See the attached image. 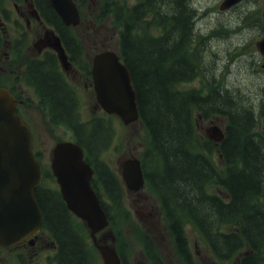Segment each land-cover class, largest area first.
<instances>
[{
	"label": "trees",
	"instance_id": "trees-1",
	"mask_svg": "<svg viewBox=\"0 0 264 264\" xmlns=\"http://www.w3.org/2000/svg\"><path fill=\"white\" fill-rule=\"evenodd\" d=\"M102 10L101 16L112 15L121 25L119 52L131 71L140 118L149 134L145 169L185 262L195 264L184 229L189 223L218 260L240 255L239 264H264V142L255 127L256 116L233 105H228L233 111L219 108L213 77L206 94L180 88L207 73L201 43L194 44L197 10L192 0H138L132 5L111 0ZM57 18L64 41L78 55L83 50L79 38ZM149 25L158 33L149 32ZM36 75L51 121L75 131L87 148V159L96 165L94 184L102 182L111 198L121 200L115 174L98 156L113 127L105 128L102 118L82 121L76 93L60 73L58 79L51 73ZM196 112L205 117L225 112L230 117L219 145L223 168L211 155L213 141L199 139ZM36 195L45 226L60 241V264H90L86 254L91 249L67 220L59 191L38 185Z\"/></svg>",
	"mask_w": 264,
	"mask_h": 264
},
{
	"label": "rangeland",
	"instance_id": "rangeland-1",
	"mask_svg": "<svg viewBox=\"0 0 264 264\" xmlns=\"http://www.w3.org/2000/svg\"><path fill=\"white\" fill-rule=\"evenodd\" d=\"M107 0H86L82 6V23L75 26V31L81 41L84 52L93 57L97 51L104 49H118L120 25L113 17L107 15L99 16V10ZM134 4L138 0H118V2ZM222 0H193L198 9L196 19L197 41L201 42V53L203 54V65L206 70L205 76H197L194 79L180 85L182 90H197L203 93L209 91L208 79L216 76L217 70L223 72L235 80L237 63L243 62L247 51L253 45L251 38L245 37V33L254 28L249 27L247 17L236 10L229 12L221 11ZM8 5H12V0H4ZM239 13V14H238ZM237 14V15H236ZM148 31L157 32V29L148 26ZM247 40V42H245ZM222 72V74H223ZM224 76V75H223ZM70 78V77H69ZM75 84L80 98V112L83 118L89 119L96 114H100L101 108L96 103L95 94L85 89V78L83 80L71 79ZM27 93L32 98V104L26 109V118L30 124L33 144L35 149L42 151L41 167L44 173L51 172V150L56 142L65 139H72L71 130L62 125L52 126L47 119L44 110L39 105V97L33 87L28 85ZM236 109L243 107L244 102L238 100ZM200 112H196V126L199 139L204 142L208 138L207 129L213 124L214 117H205ZM114 125L112 131V141L108 142V147L102 148V159L112 166L121 183L123 189V209L112 208L114 227L117 228L120 238L121 249L127 254L129 264H135L139 260L141 249L143 248V238L146 236L154 248L159 252L165 264H185L181 260L174 240L169 232L164 214L158 205L156 195L146 188V192L153 197L159 211L156 218L151 223L143 222L140 218L138 205L135 203V196L132 194L122 179L121 163L132 156H140L148 142V133L140 122L124 124L116 115L109 118ZM221 120V119H218ZM223 121V120H222ZM226 124V121H223ZM264 141V136L261 137ZM110 139V140H111ZM211 155L218 167H223L224 163L217 149V144L213 142ZM55 181L48 175L42 181V185H54ZM186 236L189 241L193 260L196 264H238L239 256L228 261H219L204 242L198 230L192 224L184 226ZM85 234L89 232L84 229ZM96 253V251H95ZM17 249L5 251L6 261L3 264H18Z\"/></svg>",
	"mask_w": 264,
	"mask_h": 264
},
{
	"label": "water",
	"instance_id": "water-1",
	"mask_svg": "<svg viewBox=\"0 0 264 264\" xmlns=\"http://www.w3.org/2000/svg\"><path fill=\"white\" fill-rule=\"evenodd\" d=\"M239 0H224L227 8ZM67 25L80 23V12L74 0H49ZM52 46L64 66L68 56L59 36ZM264 52V39L259 44ZM93 79L96 97L109 113L118 114L126 124L139 118L137 91L128 66L111 49L93 58ZM16 100L0 88V245L11 246L35 234L42 224V210L35 196V185L41 178L39 163L31 150V134L20 115L15 113ZM224 133L217 125L209 137L221 140ZM83 148L74 142L62 141L53 150L52 168L69 206L96 231L106 223V213L91 186L93 170L84 160ZM123 177L131 189L144 183L138 159L123 163ZM106 264H120L114 249L100 246ZM2 258L0 257V262Z\"/></svg>",
	"mask_w": 264,
	"mask_h": 264
},
{
	"label": "flooded vegetation",
	"instance_id": "flooded-vegetation-1",
	"mask_svg": "<svg viewBox=\"0 0 264 264\" xmlns=\"http://www.w3.org/2000/svg\"><path fill=\"white\" fill-rule=\"evenodd\" d=\"M232 9H241L247 15H255L250 19V25L256 24L255 40L240 78L234 83L228 80L223 81L222 73H218L214 99L218 101L216 104L219 108L233 110L234 108L228 105L237 107V101L240 100L244 102L240 109L252 110L254 107L257 112L264 114V55L257 48V42L264 35V0H244ZM51 10L47 0H12L11 6L0 8V87L8 88L19 99L17 112L25 121H27L26 109L33 101L27 93L28 85L36 87L38 92L40 89L36 72L51 73L55 78L60 73L66 80L69 79L75 93L76 87L70 78L79 80L85 78V89L94 93L92 58L84 52V49L78 55L74 54L71 43L65 42L66 48L70 51H68L70 63L64 67L53 48V31L60 34L58 29L60 24H56L58 18ZM85 59H89L91 64L85 63ZM224 117L221 113L215 115L216 119ZM134 200L140 209L138 213L143 222H153L157 215V207L150 197L145 193L137 192ZM64 206L67 220L72 224V220L76 217L65 203ZM112 239L116 244V235L111 230L100 234L101 242L109 243ZM60 245L56 237L42 230L35 235L33 244L26 241L10 249L21 250L18 253L21 264H60ZM3 250L5 249L1 248L0 252L2 253ZM122 258L124 259L121 256ZM95 260L98 264H103L98 254Z\"/></svg>",
	"mask_w": 264,
	"mask_h": 264
}]
</instances>
